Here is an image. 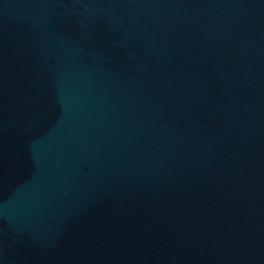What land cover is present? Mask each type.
<instances>
[{"label":"water","instance_id":"95a60500","mask_svg":"<svg viewBox=\"0 0 264 264\" xmlns=\"http://www.w3.org/2000/svg\"><path fill=\"white\" fill-rule=\"evenodd\" d=\"M0 264H264V0H0Z\"/></svg>","mask_w":264,"mask_h":264}]
</instances>
